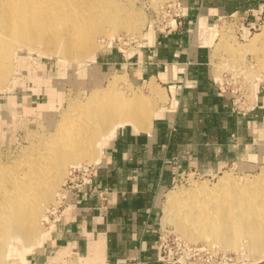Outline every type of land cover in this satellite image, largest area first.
Masks as SVG:
<instances>
[{
  "label": "crops",
  "instance_id": "crops-1",
  "mask_svg": "<svg viewBox=\"0 0 264 264\" xmlns=\"http://www.w3.org/2000/svg\"><path fill=\"white\" fill-rule=\"evenodd\" d=\"M182 1V28L147 27L134 45L113 42L94 61L90 83L120 73L133 87L146 86L155 108L146 124L117 128L94 163L93 181L73 191L60 221L46 227L51 232L34 251L36 264L70 254L94 264H166L158 250L162 198L179 177L264 165V78L253 86L249 109L237 112L214 66L222 21L248 15L256 22L264 0ZM30 64L27 80L20 76L0 99V146L18 141L27 121L56 107L51 77L33 80ZM51 94L54 105L45 108Z\"/></svg>",
  "mask_w": 264,
  "mask_h": 264
},
{
  "label": "bare ground",
  "instance_id": "bare-ground-1",
  "mask_svg": "<svg viewBox=\"0 0 264 264\" xmlns=\"http://www.w3.org/2000/svg\"><path fill=\"white\" fill-rule=\"evenodd\" d=\"M101 1L2 0L0 91L9 92L11 85L15 86L12 59L21 51L51 54L80 64L97 58L100 47L97 37L103 39L119 34L122 28L137 30L134 22L120 24L122 17L105 19L103 13L95 9L97 3L94 2ZM262 27L248 42H240L244 48H232L231 39L221 35L215 52H264V25ZM123 81V76H115L108 88L94 89L86 101L71 103L52 136L37 152L28 151L31 159L21 164L20 172L0 170V264H5L9 256L21 258L39 250L47 241L51 231L39 227L40 215L65 178L68 166L98 163L119 126L149 121L154 110L152 100L125 95L121 91ZM153 90L151 86L152 93ZM54 102L55 96L51 94L45 108L51 109ZM166 218L188 241L203 240L224 251L257 252L262 258L264 169L257 176L243 178L226 173L213 185L203 182L171 194ZM80 261L71 264L95 262L91 258ZM52 263L64 264L60 258L50 260Z\"/></svg>",
  "mask_w": 264,
  "mask_h": 264
},
{
  "label": "rangeland",
  "instance_id": "rangeland-1",
  "mask_svg": "<svg viewBox=\"0 0 264 264\" xmlns=\"http://www.w3.org/2000/svg\"><path fill=\"white\" fill-rule=\"evenodd\" d=\"M94 1V0H93ZM101 1V0H100ZM171 0H102L101 2H94L97 3L95 9L99 10L103 13L104 18L114 19L120 18V24H130L134 22L137 25V30H126L122 28L119 34L112 35L106 38L97 37V43L99 44L98 53L100 54L103 50L107 49L113 42L112 46L117 45L118 39H122L118 47H125L123 43L125 39H129V42L132 40H137L143 37V33L147 29L151 19L154 17L155 11L159 10L162 5L166 4ZM2 8V0H0V14ZM224 28H220V37L221 35H227L231 40V46L233 47H243L240 44L246 43L249 41L250 37L239 38L234 31V27H226V25L222 26ZM263 28V27H262ZM226 31V32H225ZM260 32V31H258ZM257 32V33H258ZM236 34V35H235ZM238 37V38H237ZM105 40V41H104ZM236 40V42H235ZM105 45V46H104ZM109 45V46H108ZM102 50V51H100ZM247 52V53H246ZM258 53V55H257ZM98 54V55H99ZM216 54V58L214 59V66L220 69V72H217L219 76L222 78L226 77H234L233 81H240L241 83L248 82L249 85H245L246 88L253 89L255 85V81H260L264 78V52L263 51H249V50H237L233 52H227L226 50H219ZM240 55V56H239ZM262 57V58H261ZM31 58V59H30ZM13 77L17 81L20 76L22 81H26L28 77L29 70L26 67L31 68V64L34 66L35 71L39 76L36 74L35 79L41 81L42 78L46 75L51 77L50 82L53 86V89L56 90V102H55V109L51 110L49 115L47 114L46 117H39L35 118L33 122L27 121L24 124L21 130V136H19L18 141H14L13 143L8 145H1L0 146V170H9L10 173L12 171H16L21 169V164L30 160L29 152H37L40 149L41 144L45 143V141L52 136V133L55 131L56 126L59 124L62 115L65 113L66 109H68L69 105L73 102L77 101H86L88 96L90 95L91 91L97 88H108L110 80L113 79L115 76H122L120 73H109L105 74L104 82L100 83L99 85L94 86L93 83H90V69L94 66L95 59H90L84 61V63L80 64H73V62L66 61L64 58L56 57L51 54H38V53H31L29 54L26 51H21L15 55H13ZM29 63L26 64V62ZM32 60V61H31ZM259 60V61H258ZM47 71V72H46ZM251 71V72H250ZM263 71V72H262ZM261 72V73H260ZM15 73V74H14ZM18 73L17 77L15 75ZM43 73V74H42ZM239 78H236V75H239ZM11 74V80H13ZM259 75V76H258ZM114 76V77H113ZM124 77L123 86L121 87V91L125 92L127 96H143L150 99L146 88H135L131 85L128 81L127 77ZM26 83V82H25ZM13 87V84L11 85ZM10 86V87H11ZM82 86L83 88L80 89L79 87ZM10 91H0V99L9 96ZM128 93V94H127ZM252 93V92H251ZM138 94V95H136ZM252 98L249 97V100L252 101ZM155 101V100H153ZM155 108V107H154ZM43 138V139H42ZM29 151V152H28ZM25 152L28 154H25ZM27 157H25V155ZM71 166V165H70ZM67 168V173L61 184L59 185L58 189L56 190L55 194L51 201H49L43 208L42 213L39 219V227L41 229H47L46 226L42 223V218L44 217V213L49 205L55 202L56 194L58 193L61 185L65 181L69 168ZM72 167V166H71ZM264 169V165L259 167H245L241 166H231L225 169L220 175L216 177H201L200 179H193L191 175V180L186 182L181 177H179L178 182L172 187L169 191L165 193L162 198V214H161V226L164 230L168 231L169 233H173L176 235H181L179 230L175 227V224L166 218V206L168 202V197L174 193H181L184 190H188L190 188H194L197 184L208 182L209 184L213 185L218 182L221 176H224L226 173H231L237 178H243L246 175L257 176L260 172ZM18 170V171H19ZM20 172V171H19ZM7 176H9V174ZM250 173V174H249ZM184 238V237H183ZM185 239V238H184ZM186 240V239H185ZM188 241V240H187ZM195 244H204L208 245V242L203 240L199 241H189ZM211 248L219 249L224 251L220 246H209ZM226 252H234V251H226ZM250 254H249V253ZM248 259H250V264H264V257L261 258L259 253L257 252H250L246 250ZM34 252H31L28 255H24L21 258H17L16 256H9L5 259V264H36V260L34 259ZM12 258V259H11ZM261 258V259H260ZM56 259V258H55ZM54 260V259H51ZM32 261V262H31ZM61 261L64 264H71V262H78L80 263V259L77 255L70 254L65 258H61ZM83 263V262H82ZM48 264V263H46ZM50 264V263H49ZM54 264V263H52Z\"/></svg>",
  "mask_w": 264,
  "mask_h": 264
},
{
  "label": "built area",
  "instance_id": "built-area-1",
  "mask_svg": "<svg viewBox=\"0 0 264 264\" xmlns=\"http://www.w3.org/2000/svg\"><path fill=\"white\" fill-rule=\"evenodd\" d=\"M154 17L151 19L148 27L154 28L160 32L175 25L182 28L184 25V6L182 0H171L155 11ZM234 27L239 38L250 37L261 30L264 25V3L262 13L256 22H253L250 16H238L225 19L221 23L222 26ZM237 37V38H238ZM122 39H118L117 46ZM137 40L125 39L123 45L125 47L134 45ZM239 78L241 73H238ZM235 77V76H234ZM234 77L222 78V82L232 97V105L234 111L245 112L249 109L252 89L246 88L248 82L241 83L233 81ZM250 86V85H249ZM96 164L81 163L69 168L68 175L61 185L55 202L48 206L42 219L43 225L50 226L60 221L64 210L67 207V201L73 191H78L84 186L90 184L95 176ZM193 179H200L201 176L197 172H192L182 176L186 182ZM102 201L106 198L103 195ZM158 250L160 260L166 264H250L247 255L242 251L226 252L219 249L211 248L207 245L195 244L185 240L183 237L169 233L162 226L159 229Z\"/></svg>",
  "mask_w": 264,
  "mask_h": 264
}]
</instances>
